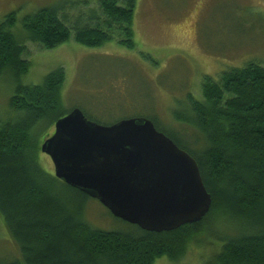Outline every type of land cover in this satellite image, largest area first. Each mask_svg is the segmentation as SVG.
<instances>
[{"label": "trees", "instance_id": "obj_1", "mask_svg": "<svg viewBox=\"0 0 264 264\" xmlns=\"http://www.w3.org/2000/svg\"><path fill=\"white\" fill-rule=\"evenodd\" d=\"M67 5L26 15L23 41L14 32L17 12L0 23V77L12 72L16 80L9 114L0 120V215L22 256L0 264H155L164 255L176 261L187 241L212 226L213 218L241 219L245 225L234 221L237 235H218L223 244L215 264H264V66L250 62L225 70L217 79L206 78L203 98L189 94L187 103L171 111L168 125L154 113L131 115L150 118L197 160L213 199L201 221L163 232L131 223L133 230L97 229L84 220L83 207L71 205L63 191L71 190L82 203L91 196L40 163L42 134L55 127L54 134L56 122L71 110L63 100V67L47 74L41 84L21 82L31 66L25 58L27 43L53 49L70 40L73 27L75 40L88 48L115 39L135 48L138 0H98L101 10H91L87 23L78 20L80 25L74 26L63 16ZM83 111L101 124L117 121Z\"/></svg>", "mask_w": 264, "mask_h": 264}, {"label": "rangeland", "instance_id": "obj_2", "mask_svg": "<svg viewBox=\"0 0 264 264\" xmlns=\"http://www.w3.org/2000/svg\"><path fill=\"white\" fill-rule=\"evenodd\" d=\"M84 1L0 0V23L17 12L14 32L23 41L22 20L26 15L44 7L69 4L63 9L66 23L74 26L80 20L84 24L91 10H99L98 0ZM71 30L70 40L53 49L27 43L25 58L31 66L21 82L41 84L47 74L63 67L67 110L81 108L92 115H104L111 122L154 113L168 125L171 111L187 103L189 94L203 98L206 78L217 79L225 70L250 62L264 66V0H138L135 48L121 45L118 39L88 48L75 40V28ZM15 87L14 75L5 72L0 77V120L9 114ZM54 129L42 134L40 141L47 140ZM40 163L46 171L55 172L48 154H40ZM64 190L71 205L79 203L83 207L84 220L94 228L133 230L134 225L115 217L98 199L89 197L82 203L74 192ZM211 220L212 226L202 228L187 241L179 259L164 255L155 264L217 263L214 257L223 244L218 235H237L234 223L245 225L241 219ZM17 259H22L19 245L0 215V261Z\"/></svg>", "mask_w": 264, "mask_h": 264}, {"label": "water", "instance_id": "obj_3", "mask_svg": "<svg viewBox=\"0 0 264 264\" xmlns=\"http://www.w3.org/2000/svg\"><path fill=\"white\" fill-rule=\"evenodd\" d=\"M55 126L42 151L56 176L115 217L163 232L201 221L210 211L213 199L197 160L150 118L105 125L75 108Z\"/></svg>", "mask_w": 264, "mask_h": 264}]
</instances>
